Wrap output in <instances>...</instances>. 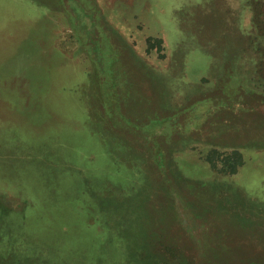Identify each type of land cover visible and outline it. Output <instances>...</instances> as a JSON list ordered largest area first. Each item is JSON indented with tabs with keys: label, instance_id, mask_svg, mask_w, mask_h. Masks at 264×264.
Returning a JSON list of instances; mask_svg holds the SVG:
<instances>
[{
	"label": "rangeland",
	"instance_id": "rangeland-1",
	"mask_svg": "<svg viewBox=\"0 0 264 264\" xmlns=\"http://www.w3.org/2000/svg\"><path fill=\"white\" fill-rule=\"evenodd\" d=\"M0 264H264V0H0Z\"/></svg>",
	"mask_w": 264,
	"mask_h": 264
},
{
	"label": "trees",
	"instance_id": "trees-1",
	"mask_svg": "<svg viewBox=\"0 0 264 264\" xmlns=\"http://www.w3.org/2000/svg\"><path fill=\"white\" fill-rule=\"evenodd\" d=\"M241 163V162H240ZM236 169H237V165H235L234 167H233V171H236Z\"/></svg>",
	"mask_w": 264,
	"mask_h": 264
}]
</instances>
